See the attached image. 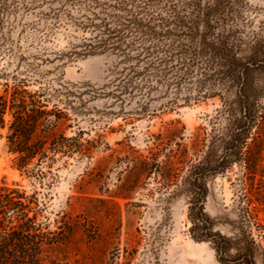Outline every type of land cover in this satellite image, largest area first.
<instances>
[{
	"label": "rangeland",
	"instance_id": "1",
	"mask_svg": "<svg viewBox=\"0 0 264 264\" xmlns=\"http://www.w3.org/2000/svg\"><path fill=\"white\" fill-rule=\"evenodd\" d=\"M22 2L8 1L1 32L28 50L31 24L42 9L26 12ZM250 2L260 9L257 29L264 33V0ZM70 40L61 31L49 52H68ZM53 53L29 90L41 84L91 90L76 98L81 111L68 112L70 120L59 129L57 137L69 139L65 150L72 151L31 176L18 170L6 130L0 131V182L35 193L45 205L41 220L51 231H68V242L54 252L59 264H264V95L252 113L258 121L241 129L250 113L244 107L224 112L219 97L186 102L185 92L175 98L165 90L119 99L99 95L112 80V57L58 60ZM238 132L249 138L240 156L226 158ZM197 150L209 151L211 166H219L206 175L204 208L212 233L226 239V254L192 236L191 196L182 184L185 172L176 178V154L184 152L191 162L198 160ZM169 162L171 185L162 174Z\"/></svg>",
	"mask_w": 264,
	"mask_h": 264
},
{
	"label": "trees",
	"instance_id": "2",
	"mask_svg": "<svg viewBox=\"0 0 264 264\" xmlns=\"http://www.w3.org/2000/svg\"><path fill=\"white\" fill-rule=\"evenodd\" d=\"M8 1L0 0V131L6 130L8 151L21 172L43 173L72 151L65 150L69 139L57 137L59 129L70 120L68 112L81 111L76 98L91 92L63 84L29 90L43 78L40 68L53 53L48 43L61 31L71 40L68 52L53 53L58 60L113 58L112 80L99 95L119 99L165 90L175 98L185 92L186 102L219 97L224 112L244 107L250 113L238 128L258 121L252 113L264 95V33L257 29L260 9L250 0H23L26 12L42 9L31 24L34 41L28 50L21 39L14 42L1 32ZM232 138L226 158L240 156L249 137L238 132ZM196 153L201 156L191 162L184 152L176 154V178L185 172L182 184L191 196L192 236L226 254V239L212 233L204 208L206 175L219 166H211L209 151ZM164 169L171 185L174 167L169 162ZM44 209L35 193L0 182V264H59L54 252L68 242V231L63 226L51 231L41 220Z\"/></svg>",
	"mask_w": 264,
	"mask_h": 264
}]
</instances>
